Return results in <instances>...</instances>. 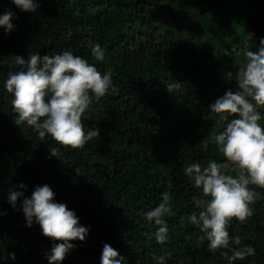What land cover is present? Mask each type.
<instances>
[{
	"label": "trees",
	"instance_id": "trees-1",
	"mask_svg": "<svg viewBox=\"0 0 264 264\" xmlns=\"http://www.w3.org/2000/svg\"><path fill=\"white\" fill-rule=\"evenodd\" d=\"M39 5L28 12L0 0V13L6 7L16 13L13 30L5 34L0 28V211L6 210L0 215V264H48L51 238L37 223L26 227L22 210L6 202L8 190L21 181L25 195L49 184L55 199L90 226L85 241H72L76 247L61 264H99L103 242L129 264H156L153 254L165 251L166 264H227L219 251H208L206 234L186 219L200 211L192 200L200 190L183 169L193 161L216 160L226 163V174L238 171L209 143L220 128L208 105L226 89L235 90L244 40L255 50L264 37V0H39ZM89 41L105 49L103 61L92 57ZM62 50L110 72L115 86L93 99L82 117L100 135L81 148L17 125L12 96L3 87L7 73L19 67L11 55ZM257 110L264 125V106ZM249 187L259 194L253 215L244 222L233 217L228 230L255 254L234 264H264V187ZM165 191L173 197V212L163 217L170 238L162 245L154 239L158 226L142 213L161 202Z\"/></svg>",
	"mask_w": 264,
	"mask_h": 264
},
{
	"label": "clouds",
	"instance_id": "clouds-1",
	"mask_svg": "<svg viewBox=\"0 0 264 264\" xmlns=\"http://www.w3.org/2000/svg\"><path fill=\"white\" fill-rule=\"evenodd\" d=\"M21 11L35 12L39 0H12ZM16 13L10 8L0 13V28L7 34L16 25ZM250 39V38H249ZM88 47L96 61H103L105 49L98 42L89 41ZM244 62L235 74V90L224 93L209 103L213 113L218 114V127L209 143H214L236 175L226 174L224 162L208 160L206 163L190 162L183 169L193 187L200 195L192 197L193 205L200 211L190 212L186 219L207 236V249L217 251L227 264L244 260L255 254L251 244H244L239 235H230L228 226L233 217L244 222L253 215L251 206L258 193L249 185L264 187V125L258 123L264 106V37L259 38L253 50L245 39L238 49ZM12 62L19 66L9 71L4 80V89L11 94V107L16 114L17 125L32 126L41 138L46 135L61 145L81 148L93 137L100 135L96 127H86L82 117L93 99L99 100L110 91H115L110 72H101L96 64L62 50L49 56L40 52L11 55ZM228 117H232L229 119ZM51 155L59 157L56 149ZM27 185L21 181L8 190L6 202L14 210H22L25 226L37 223L41 234L52 242L45 254L48 264H61L66 254L85 241L90 226L79 223L74 209L55 199L56 193L47 184L34 186L30 195H25ZM207 197V199H205ZM19 199V205L17 201ZM172 195L161 193V202L145 210L142 216L158 227L154 239L158 244L169 240V227L163 217L172 214ZM6 210L0 211L5 215ZM14 257V253H10ZM169 253L153 254L156 264H166ZM99 264H129L128 258L108 242L102 243Z\"/></svg>",
	"mask_w": 264,
	"mask_h": 264
}]
</instances>
